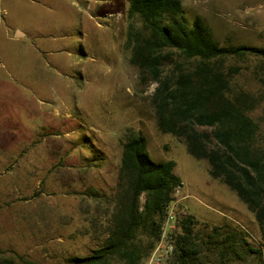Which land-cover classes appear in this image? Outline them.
<instances>
[{"label":"rangeland","instance_id":"obj_1","mask_svg":"<svg viewBox=\"0 0 264 264\" xmlns=\"http://www.w3.org/2000/svg\"><path fill=\"white\" fill-rule=\"evenodd\" d=\"M180 1L187 24L201 16L221 45L264 47V0ZM127 6L128 0H0V259L66 264L97 246L100 229L90 228L85 214L97 204L81 193H111L122 134L132 126L154 161L176 162L184 196L177 221L192 215L205 242L214 229L223 240L232 236L240 256L228 253L226 264H264V233L246 204L180 139L158 130L152 97L160 83L142 86L129 63ZM221 62L233 90L259 98L250 115L264 147V61L245 55ZM190 66L185 61L182 72L197 83ZM178 73L166 64L161 81L172 84ZM202 255L217 261L207 243Z\"/></svg>","mask_w":264,"mask_h":264},{"label":"trees","instance_id":"obj_2","mask_svg":"<svg viewBox=\"0 0 264 264\" xmlns=\"http://www.w3.org/2000/svg\"><path fill=\"white\" fill-rule=\"evenodd\" d=\"M125 15L128 60L139 83H160L152 97L158 130L180 139L189 154L206 161L209 175L246 204L264 233V147L258 122L250 115L260 100L233 90L221 70L225 58L250 55L264 61V47L221 45L201 16L187 24L180 0H128ZM185 61L200 76L197 83L191 73L182 72ZM166 64L179 72L172 84L161 81ZM175 166L174 160L154 161L142 132L126 126L111 193L93 187L81 193L97 204L85 214L89 227L100 229L98 244L87 255L70 256L66 264H107L113 258L141 264L156 243L174 188L182 184ZM195 223L190 214L177 221L167 264H226L228 253L240 256L232 236L223 240L214 229L205 242L195 234ZM204 243L211 246L216 262L204 259ZM248 252L255 251L249 247ZM0 264L16 263L3 258ZM19 264L39 263L21 257Z\"/></svg>","mask_w":264,"mask_h":264},{"label":"built area","instance_id":"obj_3","mask_svg":"<svg viewBox=\"0 0 264 264\" xmlns=\"http://www.w3.org/2000/svg\"><path fill=\"white\" fill-rule=\"evenodd\" d=\"M182 184L177 185L172 192V199L165 209L164 221L155 245L141 264H167L173 255L174 243L172 232L177 229L178 206L184 198ZM143 199L141 198V203ZM141 208V206H140ZM178 230V229H177Z\"/></svg>","mask_w":264,"mask_h":264},{"label":"water","instance_id":"obj_4","mask_svg":"<svg viewBox=\"0 0 264 264\" xmlns=\"http://www.w3.org/2000/svg\"><path fill=\"white\" fill-rule=\"evenodd\" d=\"M18 33H21V32L17 31V32H16V35H17ZM21 34H22V33H21Z\"/></svg>","mask_w":264,"mask_h":264}]
</instances>
